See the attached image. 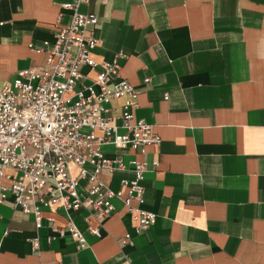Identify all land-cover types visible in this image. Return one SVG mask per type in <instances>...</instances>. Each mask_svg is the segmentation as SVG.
Returning a JSON list of instances; mask_svg holds the SVG:
<instances>
[{
	"label": "crops",
	"instance_id": "crops-1",
	"mask_svg": "<svg viewBox=\"0 0 264 264\" xmlns=\"http://www.w3.org/2000/svg\"><path fill=\"white\" fill-rule=\"evenodd\" d=\"M75 2L0 0V90L45 65L38 50L70 22L62 5ZM79 11L98 19L94 59L117 60L139 93L135 117L161 138L144 154L103 148L127 166L147 163L143 209L157 222L137 234L115 199L102 238L89 232L99 224L87 210L56 206L43 209L37 230L9 200L0 204V264H264V0H90ZM121 104H111L113 116ZM133 177L128 166L100 180L119 190ZM69 222L84 247L54 235ZM126 234L133 245H123Z\"/></svg>",
	"mask_w": 264,
	"mask_h": 264
},
{
	"label": "built area",
	"instance_id": "built-area-1",
	"mask_svg": "<svg viewBox=\"0 0 264 264\" xmlns=\"http://www.w3.org/2000/svg\"><path fill=\"white\" fill-rule=\"evenodd\" d=\"M89 1L63 4V10L72 12L71 20L57 30L53 43L44 42L38 50L46 53L45 65L18 72L0 90V204L11 200L15 208L33 215L37 230L43 226V209L87 210L99 224L89 232L102 238L101 224L116 211L113 201L118 199L139 234L157 222L155 213L143 209L147 163L129 161L133 179L121 180L120 189L113 190L100 176L128 166L108 157L103 148L144 154L148 147L160 145L161 138L153 126L135 117L139 93L120 77L117 60L99 64L94 59L98 19L79 11ZM118 100L121 111L115 117L111 104ZM52 231L59 237L69 234L79 248L87 243L71 222L65 228L54 224ZM46 239L50 243L56 237ZM122 243L133 245L132 235L126 234ZM32 246L39 249L38 238Z\"/></svg>",
	"mask_w": 264,
	"mask_h": 264
},
{
	"label": "rangeland",
	"instance_id": "rangeland-1",
	"mask_svg": "<svg viewBox=\"0 0 264 264\" xmlns=\"http://www.w3.org/2000/svg\"><path fill=\"white\" fill-rule=\"evenodd\" d=\"M261 59L264 61V44L262 46V55H261ZM85 181H81V186L85 185Z\"/></svg>",
	"mask_w": 264,
	"mask_h": 264
}]
</instances>
